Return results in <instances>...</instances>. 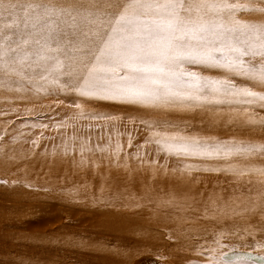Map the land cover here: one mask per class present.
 Returning a JSON list of instances; mask_svg holds the SVG:
<instances>
[{"label": "snow or ice", "instance_id": "snow-or-ice-1", "mask_svg": "<svg viewBox=\"0 0 264 264\" xmlns=\"http://www.w3.org/2000/svg\"><path fill=\"white\" fill-rule=\"evenodd\" d=\"M68 95L78 101L70 119L114 122L95 126V144L91 124L82 137L68 119L52 126L21 119L34 112L28 104L49 97L63 103L59 97ZM101 101L139 114L127 117L134 131L139 124L147 133L142 143L126 133L127 148L134 151L124 150L119 129L113 143V129L124 117L87 111V103ZM0 102L6 105L0 108V158L6 163L40 157L49 171L57 160L91 169L101 179V196L93 204L115 207L124 201L130 210L150 205L154 215L162 211L177 225L180 237L196 242L191 251L197 259L185 264H264V255L253 251L235 258L237 246L227 242L235 238L264 251V140L193 133L183 119L201 115L213 125L225 120L237 130L264 131V0H0ZM50 127L73 132L38 151L43 140L55 141L45 136ZM22 139L30 147L17 155L14 146ZM20 171L23 178L0 179V186L51 191L29 179L27 166ZM138 173L153 183L160 176L177 179L181 190L172 187L154 197L153 187L145 185L138 195ZM195 174L227 177L229 195L194 193L186 186L201 182ZM61 191L79 202L80 186ZM106 191L115 195L105 197ZM199 220L241 224L214 230L209 241L184 228Z\"/></svg>", "mask_w": 264, "mask_h": 264}]
</instances>
